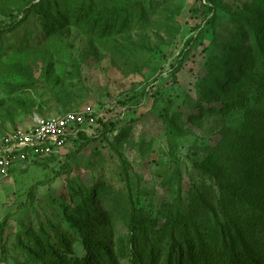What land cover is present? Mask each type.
<instances>
[{
  "label": "rangeland",
  "instance_id": "rangeland-1",
  "mask_svg": "<svg viewBox=\"0 0 264 264\" xmlns=\"http://www.w3.org/2000/svg\"><path fill=\"white\" fill-rule=\"evenodd\" d=\"M36 2L0 0V137L29 128L34 116L89 108L97 120L85 125L90 143L80 152L81 141H70L56 157L19 161L0 181V264H50L37 249L57 248L55 231L85 256L83 234L68 220L83 188L105 219L90 238L112 245L127 234L130 202L160 224L174 208L199 221V199L214 208L235 196L264 208L263 70L240 82L232 105L208 90L213 75L221 89L251 69L245 19L264 28V0H107L106 13L138 19L106 37L88 34L96 16L50 25L47 3L23 17ZM105 122L116 128L102 134Z\"/></svg>",
  "mask_w": 264,
  "mask_h": 264
},
{
  "label": "trees",
  "instance_id": "trees-1",
  "mask_svg": "<svg viewBox=\"0 0 264 264\" xmlns=\"http://www.w3.org/2000/svg\"><path fill=\"white\" fill-rule=\"evenodd\" d=\"M106 1L81 0L78 4H72L68 0L49 2L37 0L33 7L24 9L21 14L27 17L31 10L47 3L48 13H45L43 18L58 28L69 24H82L96 16L93 22L88 23L90 27L88 34L99 37L124 32L135 19H138L136 13L132 15L127 10L106 13ZM208 2L216 5L215 0ZM138 14L139 19H144L143 7L138 10ZM245 23L247 25L245 37L249 40L252 50L251 69L249 72L245 70L233 75L225 83L220 81L223 86L221 89H215L217 80H212L214 76L217 78V75H213L208 82L209 93L218 96L217 99H227L226 105H232L234 101L238 102L241 99V94L233 100L231 97L239 92L240 82L251 75V70L256 66L263 70L260 80L264 85V28L247 19ZM45 29L47 30V27ZM220 70L221 68H217L218 75ZM260 80L255 78L257 83ZM248 114L252 115L251 112ZM103 128L105 131L102 134L112 132L116 124L105 122ZM74 140L81 143L73 154L80 152L90 143L89 140H85L83 133H78ZM122 164L123 173L128 179L124 162ZM200 169L211 175L204 167L200 166ZM211 177L213 178V175ZM199 200L205 210H202L199 221L196 222L189 213L183 214L179 208H174L162 224L156 218L145 215L130 202L126 219L127 234L112 245L90 238L92 227L103 224L105 219L97 210L93 190L83 188L79 192L80 202L72 207V215L68 220L83 234L85 256L76 257L71 241L58 231L54 233L57 248L42 244L38 246L37 254L44 256L50 264H264V208L253 211L243 199L238 202L239 198L235 196H232V202L219 200L214 208L205 200ZM234 202L238 203L237 207H234ZM176 226L179 227L178 235L174 233ZM3 228L4 223H1V237Z\"/></svg>",
  "mask_w": 264,
  "mask_h": 264
},
{
  "label": "built area",
  "instance_id": "built-area-1",
  "mask_svg": "<svg viewBox=\"0 0 264 264\" xmlns=\"http://www.w3.org/2000/svg\"><path fill=\"white\" fill-rule=\"evenodd\" d=\"M97 120L93 110L66 111L59 116H34L27 129L17 128L0 137V181L10 177L19 161L56 157Z\"/></svg>",
  "mask_w": 264,
  "mask_h": 264
}]
</instances>
